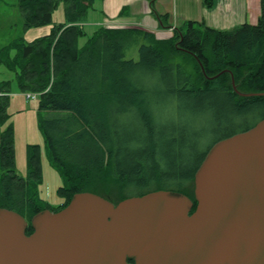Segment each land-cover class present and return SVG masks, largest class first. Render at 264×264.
Listing matches in <instances>:
<instances>
[{
    "label": "trees",
    "instance_id": "1",
    "mask_svg": "<svg viewBox=\"0 0 264 264\" xmlns=\"http://www.w3.org/2000/svg\"><path fill=\"white\" fill-rule=\"evenodd\" d=\"M100 1L18 0L24 30L50 24L61 4L64 21L32 41L21 36L0 47V68L15 74L0 78V127L10 118L13 82L19 91L39 93V127L63 181V201L53 206L40 195L41 145H29L22 176L14 131L8 126L1 133L0 208L21 213L27 234L35 214L59 211L83 191L117 204L170 190L190 196L193 212L195 172L209 148L264 118V94H240L264 93V0L255 25L218 29L192 22L167 40L104 26L89 33L85 22ZM139 37L150 43L140 45L138 60L125 58V45ZM114 113L127 121V133L136 124L143 130L130 138L118 129Z\"/></svg>",
    "mask_w": 264,
    "mask_h": 264
},
{
    "label": "water",
    "instance_id": "2",
    "mask_svg": "<svg viewBox=\"0 0 264 264\" xmlns=\"http://www.w3.org/2000/svg\"><path fill=\"white\" fill-rule=\"evenodd\" d=\"M194 183L193 212L170 190L117 204L83 191L35 214L30 234L21 213L0 208V264H264V118L215 142Z\"/></svg>",
    "mask_w": 264,
    "mask_h": 264
},
{
    "label": "rangeland",
    "instance_id": "3",
    "mask_svg": "<svg viewBox=\"0 0 264 264\" xmlns=\"http://www.w3.org/2000/svg\"><path fill=\"white\" fill-rule=\"evenodd\" d=\"M64 21V8L61 4L53 13V21L50 24H46L39 27H32L28 30L23 28V18L19 12L18 0H0V47L10 42V40L24 36L25 40L32 41L36 37L45 35L50 32L51 28L55 24H59ZM89 33L91 29H87ZM86 41V39L82 40ZM142 43H150V38H138V42L127 43L125 45V58L139 59V47ZM185 53L178 56V60ZM191 59V58H190ZM188 68L192 69L194 64L193 60H189L186 56ZM1 79H14L15 74L13 71L8 70L6 67L0 68ZM12 92L10 95V104L8 107V113L10 118L8 123L0 127L1 133L11 126L14 135V147H15V161L16 171L19 175H27V155L29 145L38 144L42 147V167H43V183L40 184V195L43 199L50 202L53 206L60 204L63 199L58 195V188L63 184L62 177L59 170L52 165L49 160L47 149L45 147L44 135L39 127V121L43 114L39 110V96L37 98L28 97L29 91H19V87L13 82L11 86ZM226 107V106H225ZM111 118L118 123L119 130L126 135L133 137V133L139 134V130H143L142 125H137V129H134L131 133H127V121L121 114L114 113ZM124 122H126L124 124Z\"/></svg>",
    "mask_w": 264,
    "mask_h": 264
},
{
    "label": "crops",
    "instance_id": "4",
    "mask_svg": "<svg viewBox=\"0 0 264 264\" xmlns=\"http://www.w3.org/2000/svg\"><path fill=\"white\" fill-rule=\"evenodd\" d=\"M261 10L262 0H102L85 26L92 31L101 26L141 30L167 40L192 22L218 29L255 25Z\"/></svg>",
    "mask_w": 264,
    "mask_h": 264
},
{
    "label": "built area",
    "instance_id": "5",
    "mask_svg": "<svg viewBox=\"0 0 264 264\" xmlns=\"http://www.w3.org/2000/svg\"><path fill=\"white\" fill-rule=\"evenodd\" d=\"M27 96H28V97L37 98V96H39V93H37V92H29V93L27 94Z\"/></svg>",
    "mask_w": 264,
    "mask_h": 264
}]
</instances>
